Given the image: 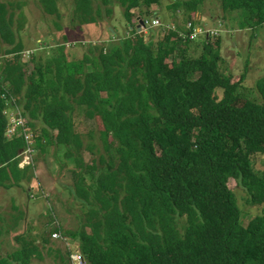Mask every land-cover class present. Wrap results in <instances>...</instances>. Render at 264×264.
I'll list each match as a JSON object with an SVG mask.
<instances>
[{
	"label": "trees",
	"instance_id": "16d2710c",
	"mask_svg": "<svg viewBox=\"0 0 264 264\" xmlns=\"http://www.w3.org/2000/svg\"><path fill=\"white\" fill-rule=\"evenodd\" d=\"M40 2L45 12L60 17L59 0ZM203 2L171 5L191 20ZM158 4L73 0L72 20L86 24L118 5L127 35L106 49L91 45L80 59L70 58L63 43L45 59L35 52L27 72L19 36L25 16L20 12L15 23L0 0V186L31 179L30 167L20 166L27 139L19 132L6 136L3 109L10 98L22 103L25 127L39 122L40 133L29 138L34 155L54 144L76 164L65 167L76 182L70 194L83 207L74 218L82 220L73 231L61 232L59 225L56 230L75 243L71 248L84 264H264V215L244 225L228 186L231 178L246 188L250 204L264 203V170H255L253 159L264 153V75L255 82L259 100L242 94L245 74L233 81L219 64V37L207 36L218 26L185 34L180 27H160L150 29L153 38L142 36L133 18ZM220 5L225 12L244 10L247 24L264 27V0H220ZM198 35L203 47L193 56L189 51ZM38 46L47 48L46 42ZM77 120L83 131L76 129ZM97 149L104 151L97 162L83 161L82 151ZM29 244L0 256V264H29L40 254Z\"/></svg>",
	"mask_w": 264,
	"mask_h": 264
},
{
	"label": "rangeland",
	"instance_id": "374dc122",
	"mask_svg": "<svg viewBox=\"0 0 264 264\" xmlns=\"http://www.w3.org/2000/svg\"><path fill=\"white\" fill-rule=\"evenodd\" d=\"M1 1L5 2L8 8L13 11L15 23L20 12L25 16V24L19 32V36L24 42L21 60L26 64L27 72L33 68L30 55L35 52L43 54L45 59V57L53 54L56 46L63 43L70 58L80 59L83 54L90 51L91 45H103L106 49L115 44L123 34L127 35L128 22L118 5L113 6L112 14L102 13L101 19L86 24L72 20L74 16L72 12L73 0H59V18L45 12L40 0ZM172 1L174 0H159L157 7L153 6L148 14L142 12L138 16L144 20H150L151 13L155 11L161 22L169 25L174 24V28H182L181 33L185 34L188 30L184 23L188 17H186L184 9L176 14L172 9ZM245 15L244 10L241 9L223 11L220 0H204L198 7L197 13L191 17V21L196 20L197 25L203 29H214V26H218L219 31H217L216 36L220 40L221 60L219 64L221 69L232 74L233 81L239 79L244 73L243 87L239 90L249 98L259 100L255 82L257 78L264 75V27L257 28L251 26L250 23L247 24L244 20ZM133 20L134 26H136L138 23L136 17ZM153 29L156 27L151 30ZM151 30L144 33L147 38L151 37ZM112 34L114 35L112 36ZM207 36L210 38V33ZM194 39L189 52L191 55L197 56L202 51L203 36L198 35ZM44 42L47 43V48L44 51L43 49L39 50L38 45ZM68 43H72V46L67 47ZM1 46L3 48L7 45L1 41ZM3 63L4 58L3 53H1L0 65ZM217 94L221 96L222 90L218 89ZM7 103L3 109L4 117L20 116L16 112H9L10 99H7ZM13 105L24 111L22 103ZM25 117L27 121V113ZM30 121L33 128L31 126L16 128L14 132L23 133L22 135L28 138L39 134L41 129L38 120ZM75 124L77 130L83 131V124H80L78 120ZM92 125L93 123L90 122L89 126ZM26 144L25 147H29L30 154L25 148H22L19 155L21 159L29 158V161L24 164L20 162V166L28 165L30 167L28 168L31 172L30 181L24 182L22 186L11 188L0 186V215L2 217L0 219V256L11 253L24 244L30 245L29 243H32L37 246L36 249L40 254L32 255L31 258L33 259L30 260L29 264H69L70 260L73 264L72 256L78 253L75 248H71L75 243L66 241L67 236L54 237L52 233L57 231V225L62 226L63 230L73 231L82 220L74 218V215H80L83 207L70 194L76 182L73 180V173L65 167L68 165H70L68 167H72L74 163L72 162V164L69 158L65 159L60 152L61 149L58 150L54 144L49 145L44 153L38 152L39 155H34L33 141L27 140ZM103 152L102 149H97L93 153L84 150L82 151L83 161L88 163L95 159L97 162L98 155ZM253 159L255 170L263 171L264 153L256 154ZM79 168L82 169V167ZM83 177L87 179L90 174H85ZM228 186L236 195L244 225L255 215H264V203L250 204L248 202L250 195L246 188L237 186L236 181L231 178L228 181ZM64 208L70 214H67Z\"/></svg>",
	"mask_w": 264,
	"mask_h": 264
},
{
	"label": "built area",
	"instance_id": "2783aa9c",
	"mask_svg": "<svg viewBox=\"0 0 264 264\" xmlns=\"http://www.w3.org/2000/svg\"><path fill=\"white\" fill-rule=\"evenodd\" d=\"M184 26L187 30L191 29V31H193L194 33L204 32L207 30V29H203V28L199 27L197 25L196 20L195 21L187 20L184 23ZM154 27H156V28L163 27L164 29H170V28H174V25L164 24L163 22L160 21V18L158 17V15L156 13V14L150 16V20H144V25L141 26V29L144 32H147V30L149 31L151 28H154ZM209 33H210V36H212V35H216L218 32H217V30H210ZM194 36L195 35H191V37H194ZM10 103H11V106L9 107V112H16V113L20 114V116L6 118L7 119V127H6V136L7 137H13V135L16 134L14 132V130L16 128H21V127L24 128L25 127L24 125L26 123V118L24 117L23 111H21L16 105H13V104H17L14 102V99H10ZM24 137L27 140H29V138L27 136H24ZM24 148L26 151L30 152L29 147H24ZM28 161H29V158H22L21 159L22 164H24Z\"/></svg>",
	"mask_w": 264,
	"mask_h": 264
},
{
	"label": "bare ground",
	"instance_id": "6f19581e",
	"mask_svg": "<svg viewBox=\"0 0 264 264\" xmlns=\"http://www.w3.org/2000/svg\"><path fill=\"white\" fill-rule=\"evenodd\" d=\"M84 23V22H83ZM61 46V45H60ZM72 46V45H71ZM63 49V48H62ZM73 49V48H72ZM73 51V50H72ZM9 110V109H8ZM25 117V116H24ZM26 118V117H25ZM30 131V130H29ZM27 132H28V130H27ZM30 138V137H29ZM28 152V151H27ZM86 152V151H85ZM29 154H30V152H28ZM35 153V152H34ZM24 154V153H23ZM22 154V155H23ZM28 154V155H29ZM24 157V156H23ZM19 168V167H18ZM2 182H4V181H2ZM8 183V182H7ZM12 186V185H11ZM8 187V186H7ZM1 216V215H0ZM2 218V217H1ZM61 232H62V230H61ZM7 233V232H6ZM54 234V235H53ZM52 235L54 236V237H62L61 236V234H60V232L59 231H56V232H54ZM73 236V235H72ZM73 244V243H72ZM72 258H73V264H82L83 263V260H82V258H81V256L79 255V254H74L73 256H72ZM33 259V258H32ZM29 262H31V261H29ZM84 264V263H83Z\"/></svg>",
	"mask_w": 264,
	"mask_h": 264
},
{
	"label": "water",
	"instance_id": "95a60500",
	"mask_svg": "<svg viewBox=\"0 0 264 264\" xmlns=\"http://www.w3.org/2000/svg\"><path fill=\"white\" fill-rule=\"evenodd\" d=\"M136 20H137L138 23L136 24L135 27H136L137 31H139L140 34L143 36L144 35V31L141 30V26L144 25V21L139 16L136 17Z\"/></svg>",
	"mask_w": 264,
	"mask_h": 264
},
{
	"label": "clouds",
	"instance_id": "9594fccd",
	"mask_svg": "<svg viewBox=\"0 0 264 264\" xmlns=\"http://www.w3.org/2000/svg\"><path fill=\"white\" fill-rule=\"evenodd\" d=\"M154 14H156L155 12H153V14L152 15H154ZM143 21H144V19H143ZM152 29V28H151ZM145 33V32H144ZM47 44V43H46ZM71 45H72V43H68V46L67 47H71Z\"/></svg>",
	"mask_w": 264,
	"mask_h": 264
},
{
	"label": "crops",
	"instance_id": "0c3cea01",
	"mask_svg": "<svg viewBox=\"0 0 264 264\" xmlns=\"http://www.w3.org/2000/svg\"><path fill=\"white\" fill-rule=\"evenodd\" d=\"M59 7V6H58ZM60 12V11H59ZM69 56V55H68ZM68 166H70V165H68ZM61 203H62V201H61ZM62 231H63V229H62ZM18 236V235H17ZM23 244H24V242H22Z\"/></svg>",
	"mask_w": 264,
	"mask_h": 264
}]
</instances>
